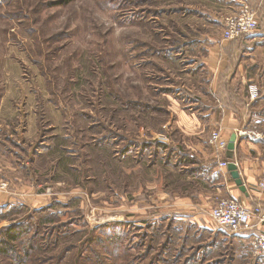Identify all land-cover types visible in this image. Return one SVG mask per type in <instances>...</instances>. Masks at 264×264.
I'll return each mask as SVG.
<instances>
[{"label":"rangeland","instance_id":"374dc122","mask_svg":"<svg viewBox=\"0 0 264 264\" xmlns=\"http://www.w3.org/2000/svg\"><path fill=\"white\" fill-rule=\"evenodd\" d=\"M243 3L259 27L226 40ZM225 109L264 159V0H0V264H264L208 224Z\"/></svg>","mask_w":264,"mask_h":264},{"label":"built area","instance_id":"2783aa9c","mask_svg":"<svg viewBox=\"0 0 264 264\" xmlns=\"http://www.w3.org/2000/svg\"><path fill=\"white\" fill-rule=\"evenodd\" d=\"M258 27L256 12L248 4L243 3L237 14L227 16L224 19L223 38L226 40L238 39L253 33ZM249 93L251 99H254L258 94V88L251 85ZM211 142L221 151H226L229 143L228 139H224L215 132L211 136ZM228 163L227 160L223 159L219 162V166L226 168ZM9 188L10 183L0 178V193L8 191ZM257 189L264 192V174L257 182ZM210 217L217 226L232 233L250 234V245L254 253L264 256L263 204L249 206L233 197L221 198L212 207Z\"/></svg>","mask_w":264,"mask_h":264},{"label":"crops","instance_id":"0c3cea01","mask_svg":"<svg viewBox=\"0 0 264 264\" xmlns=\"http://www.w3.org/2000/svg\"><path fill=\"white\" fill-rule=\"evenodd\" d=\"M237 41L230 42L228 45L233 47L237 44ZM228 45L227 43L224 44V46H228ZM223 57L225 56L223 55ZM221 63L226 67L227 64L226 58L225 59L222 58ZM243 79L245 81L247 80L245 77H243ZM248 117L249 114H247V109L242 111L239 110L233 111L232 109H227V110L225 109L223 113L220 112V114L218 115L216 113H213L210 117V120L211 123H214V125H222L223 127H225V129H227L226 132H224V136H227L228 141L230 140V137L232 136L233 133L238 134L237 147L234 154V160L238 164L239 171L245 181L249 195H246L244 192H242L240 188L236 185L234 179L231 180L230 177L227 178L226 180V185L229 194L235 197L238 201L249 206H254L257 204L264 205V192L259 191L257 189V182L264 172V159H262L261 153L259 151L260 146L256 143L243 139L237 132V129L243 127V125L247 122L246 120L248 119ZM195 148L198 151V156L200 157V159H202V162L205 164V167L210 168L213 166L212 168L214 171H217L220 168L221 171L223 170V172L228 173L229 176L230 171L228 170V167L221 168L218 164V161L215 160L216 157L218 156L216 151L205 147L202 148L201 144L200 146L198 145ZM254 152H256L255 155L253 154ZM224 153H225L224 155L225 156L224 160H225L228 155V151L226 150L224 151ZM208 185L213 187V189L219 190L217 187H214L215 185L214 182H210L208 183ZM207 220L209 225H214L210 215Z\"/></svg>","mask_w":264,"mask_h":264},{"label":"water","instance_id":"95a60500","mask_svg":"<svg viewBox=\"0 0 264 264\" xmlns=\"http://www.w3.org/2000/svg\"><path fill=\"white\" fill-rule=\"evenodd\" d=\"M237 138H238L237 133H233L232 136L230 137L228 147H227V151H228L227 157L229 159V163H228L227 167H228V170L230 171L236 185L240 188V190L242 192H244L246 195H249L245 181H244V179L241 176V173L239 171L238 164L234 160V154H235V150L237 147Z\"/></svg>","mask_w":264,"mask_h":264},{"label":"trees","instance_id":"16d2710c","mask_svg":"<svg viewBox=\"0 0 264 264\" xmlns=\"http://www.w3.org/2000/svg\"><path fill=\"white\" fill-rule=\"evenodd\" d=\"M72 0H65V2H71ZM52 148H54V145H51ZM49 147V148H51ZM226 160L229 162V159L226 157ZM228 175V173H227ZM231 180H233L232 175H230L229 172V176ZM24 228H16V226L14 227H9L6 231H5V235L8 237V239H2L0 240V252H6V253H11L14 252L15 248L14 245H12V242L14 240H18L19 236L23 233ZM23 230V231H22ZM119 236L117 237L118 240Z\"/></svg>","mask_w":264,"mask_h":264}]
</instances>
